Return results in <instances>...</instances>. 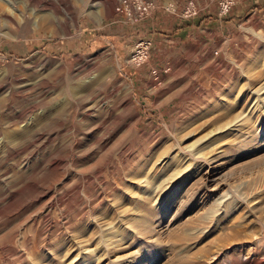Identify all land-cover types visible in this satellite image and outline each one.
<instances>
[{
	"label": "rangeland",
	"instance_id": "374dc122",
	"mask_svg": "<svg viewBox=\"0 0 264 264\" xmlns=\"http://www.w3.org/2000/svg\"><path fill=\"white\" fill-rule=\"evenodd\" d=\"M95 1L0 0V264H264V0L139 67L72 19Z\"/></svg>",
	"mask_w": 264,
	"mask_h": 264
},
{
	"label": "crops",
	"instance_id": "0c3cea01",
	"mask_svg": "<svg viewBox=\"0 0 264 264\" xmlns=\"http://www.w3.org/2000/svg\"><path fill=\"white\" fill-rule=\"evenodd\" d=\"M157 1L158 4L162 2V0ZM176 1L179 6L183 3V0ZM95 2V5H99L98 9L94 7L83 21L79 16L75 17L74 15L72 17L74 21L77 20L78 23L82 24L84 30L89 33L93 31L88 36V40L92 41L90 44L110 43L117 50L120 45L127 47L126 42H119L117 33L121 30L120 36L122 38L127 34H131L133 39L136 37L150 39L152 42L151 53L154 56L155 53H167L171 48H177V52L181 51L186 54L184 52L185 45L201 46L200 49L202 50V47L219 43L217 39L221 38L225 33L233 34L232 31L237 26V19L249 6L250 0H236L233 8L227 14L228 16H224L221 21L216 14L217 6L215 0H200L201 9L194 17L177 19L158 8L139 23L127 26L114 22L116 0H97ZM129 31L131 33H128ZM91 37L94 38L91 39ZM57 43L64 44L65 40L57 41ZM162 62H165V60ZM116 64L121 69V72L126 75L125 78L129 83L136 87L137 91L144 87L143 80L145 77L148 78L145 84L149 82L151 76L148 74V70L149 68H154L150 62L147 66L144 65L136 69L131 68L125 64V57H123V63L120 62V59H116Z\"/></svg>",
	"mask_w": 264,
	"mask_h": 264
},
{
	"label": "built area",
	"instance_id": "2783aa9c",
	"mask_svg": "<svg viewBox=\"0 0 264 264\" xmlns=\"http://www.w3.org/2000/svg\"><path fill=\"white\" fill-rule=\"evenodd\" d=\"M215 2L216 14L221 21L231 11L236 0H215ZM158 8L177 19L191 18L199 13L201 3L200 0H183L179 6L176 0H162L160 4L157 0H116L114 22L124 26L135 25ZM151 45L150 39H139L128 58L130 65L139 67L144 64L149 57ZM151 74L154 80L158 78L156 69H152Z\"/></svg>",
	"mask_w": 264,
	"mask_h": 264
},
{
	"label": "bare ground",
	"instance_id": "6f19581e",
	"mask_svg": "<svg viewBox=\"0 0 264 264\" xmlns=\"http://www.w3.org/2000/svg\"><path fill=\"white\" fill-rule=\"evenodd\" d=\"M8 1V0H7ZM40 2L42 1V0H39ZM37 2V1H36ZM51 2V1H50ZM38 3V2H37ZM54 3V2H53ZM50 5V4H49ZM57 9V8H56ZM259 97V96H258ZM256 100V99H255ZM49 114H50V112H48ZM47 113V114H48ZM206 162H205V165H204V167H203V169H202V171H201V176H202V179H203V181L205 182V184H211V183H213V182H215L216 180H218L217 178V175H218V172H219V168H220V166H221V163H218L216 160H215V157H212V158H208V159H206L205 160ZM217 162V163H216ZM218 184V183H217ZM208 189V188H207ZM217 189V187H216V185L214 186V188H212L211 190L213 191V190H216ZM219 199V198H218ZM222 201L223 200H220L219 199V201H217V203H216V207L218 208V209H220V207H221V205L225 202H223L222 203ZM222 208V207H221ZM179 237V236H178ZM181 238V237H180ZM179 238V239H180ZM112 242V241H111ZM111 242H110V244H111ZM112 243H114V242H112ZM111 246V245H110ZM226 251H229V248H227L226 249ZM137 254V253H136ZM118 257V256H117ZM137 259V256H135L134 255V258L131 260L132 262H134L135 260ZM122 260V259H121ZM127 260V259H126ZM125 259H124V257H123V264H128L127 263V261H126ZM188 258H186V257H181V258H178V263H183V264H185V263H187L188 262ZM190 261V260H189ZM185 262V263H184ZM189 263V262H188ZM164 264H170L169 263V261H166V263H164Z\"/></svg>",
	"mask_w": 264,
	"mask_h": 264
}]
</instances>
